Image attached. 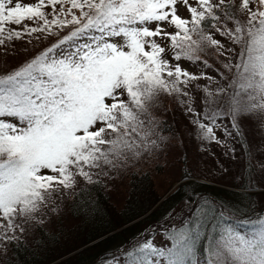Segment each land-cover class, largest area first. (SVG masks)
Masks as SVG:
<instances>
[{
	"label": "snow or ice",
	"instance_id": "6c2138e0",
	"mask_svg": "<svg viewBox=\"0 0 264 264\" xmlns=\"http://www.w3.org/2000/svg\"><path fill=\"white\" fill-rule=\"evenodd\" d=\"M43 36L56 39L0 70V256L31 226L75 212L78 188L159 146L148 110L161 94L177 97L202 144L223 143L225 119L226 136L243 135L245 114L264 127V0H0V46ZM209 50L221 58L215 75L182 66L211 69L200 55ZM199 199L105 264H200L202 250L204 264H264V215L237 218L259 225L249 237L233 227L231 206Z\"/></svg>",
	"mask_w": 264,
	"mask_h": 264
},
{
	"label": "rangeland",
	"instance_id": "374dc122",
	"mask_svg": "<svg viewBox=\"0 0 264 264\" xmlns=\"http://www.w3.org/2000/svg\"><path fill=\"white\" fill-rule=\"evenodd\" d=\"M26 2L31 3L33 0H26ZM180 12L182 15H187L183 9ZM216 38L226 40V38H222L219 35ZM55 39L43 36L41 43H38V45L42 49L44 44L51 45L52 40L54 41ZM229 45L230 42L226 44V47ZM26 47L27 49L32 48L27 43ZM209 51L200 55L211 54L215 59H221L214 52L210 51L208 53ZM0 54L2 53L0 52ZM28 56L29 54H24L12 61H7L5 60V56H0V70L12 68ZM181 63L190 72L199 73L205 71L209 75H215L213 68L204 69L199 62L192 63L187 59H182ZM198 83L201 85L208 84L210 88L217 86L216 83L207 80H200ZM229 91L231 92V89ZM215 99L216 102H222L224 106L228 103L227 96H217ZM199 106L197 104V107ZM148 115L155 125L157 134L161 137V142L151 154L144 153L134 163H129L127 167L114 170L109 176L100 178L99 185L106 189L109 196H113L114 201H119L120 196L126 192V185L132 172H146L157 180L159 194L164 193L171 186V189L167 192L169 194L170 191L183 181H198L205 185H212L228 191L227 197L232 202H229L228 198L223 200V204H220L212 197H209L208 200L210 201L211 209L220 210L221 208H226L225 204L232 206V210L235 209V211H232L231 219L233 222L238 223L237 218L241 220L244 218L255 220L256 217L264 215V186H262L264 185V173L260 170V162L264 160V127H261V121L258 117L245 114L240 118V129L243 135L239 137L224 135L223 128L230 127L228 120L225 119L223 124L217 129V135L223 140V143L217 145L210 142L202 144L199 136L194 135L196 130L191 125L190 118L185 114L183 106L175 96L167 94L159 95L151 102ZM231 148H235L234 154H230L229 149ZM183 176L187 177V179L182 180ZM177 180L179 181L177 182ZM253 184H255V188L251 186ZM86 186H83V191L85 192ZM243 187H246L247 191H242ZM79 191L78 188L76 194L68 201L69 205H72V201L79 195ZM236 192L238 193L234 194ZM193 197L194 195H192ZM201 202L196 199L193 203L191 202V206L196 207ZM186 203L183 202L177 205L166 216L169 214L174 215L184 208ZM64 211L65 215L62 221L57 216L55 223L46 222L44 224L33 225L26 232L22 240L30 244L38 238L39 232L42 233V236L48 237L50 234H56L60 231L63 244H74L76 239L72 237V234L73 236L78 235L74 232L77 226V222L72 214L74 211L67 207L64 208ZM208 214L211 215V211ZM165 217L160 221L162 222L161 224L165 223ZM61 222L67 225L61 228L58 225ZM161 224L151 225L146 230L150 231L153 228H158ZM234 224L232 225L235 228L236 225ZM242 225L247 226L252 224ZM242 234L247 236L245 232ZM216 235L219 236V232ZM134 238L129 239L124 244L127 245L129 241L135 242ZM161 239L162 236L157 235L155 242L159 243ZM117 248L112 247L111 252L108 255H103L100 261H96L95 264H105L106 259ZM8 257L9 249L7 247L6 253L0 256V264H5ZM200 264H204V254L200 258Z\"/></svg>",
	"mask_w": 264,
	"mask_h": 264
},
{
	"label": "trees",
	"instance_id": "16d2710c",
	"mask_svg": "<svg viewBox=\"0 0 264 264\" xmlns=\"http://www.w3.org/2000/svg\"><path fill=\"white\" fill-rule=\"evenodd\" d=\"M26 23L31 24L30 21H26ZM67 31L65 29L61 36L65 35ZM46 38L49 37L46 36ZM41 41L42 38L39 42L34 40L32 44H28L32 46L30 49H27L25 42L13 41L14 47L10 46L5 49L0 46L2 53L0 56H5L7 61H12L24 54H29L28 57H30L44 47L50 46L44 44L41 49L38 45ZM202 58L213 65L214 72L216 68L220 67L219 59H215L213 55L206 54ZM217 103L224 107L222 102ZM156 169L158 168L156 167ZM182 178V180L187 179L184 176ZM85 188L86 192L79 191V195L72 201V204L77 205V210L72 214L78 226L74 230L78 235L73 236L72 234V237L76 239L74 244H63L60 231L50 234L48 237L42 236V233L39 232L38 238L30 244L24 240L9 244V257L5 264H95L96 261H100L103 255H108L112 247L117 248L122 244L125 245L124 243L129 239L139 236L151 225L161 224L160 221L166 214L183 202L191 201L193 203L196 199L200 200V197L207 199L212 197L220 204H223V200L226 198L232 202L227 197L228 191L198 181H183L169 194L167 192L171 186L164 193L159 194L157 180L146 172L130 174L126 192L120 196L119 201H114L113 196H109L106 189L99 184L87 185ZM192 195H194L193 198ZM224 206L228 207L229 205L225 204ZM231 208L233 209L232 206ZM232 224L236 225V231L241 234L245 232L249 237L259 229L258 224L243 226L233 220ZM58 225L62 228L67 224L61 222ZM203 254L202 250L199 257L201 258Z\"/></svg>",
	"mask_w": 264,
	"mask_h": 264
}]
</instances>
